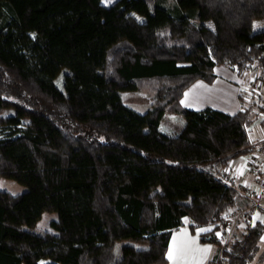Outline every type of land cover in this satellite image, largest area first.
Segmentation results:
<instances>
[{
    "label": "trees",
    "instance_id": "trees-1",
    "mask_svg": "<svg viewBox=\"0 0 264 264\" xmlns=\"http://www.w3.org/2000/svg\"><path fill=\"white\" fill-rule=\"evenodd\" d=\"M263 16L264 0H0V124L13 125L0 175L25 185L0 188V264L163 263L183 218L190 232L209 225L196 235L216 249L222 212L247 200L221 168L264 143V98L237 92L231 112L178 100L215 64L255 66L264 89V27L251 29ZM142 86L152 99L136 111L118 91ZM164 112L181 115L172 132ZM42 210L55 211L50 228H32ZM262 221L240 223L225 264L251 259Z\"/></svg>",
    "mask_w": 264,
    "mask_h": 264
},
{
    "label": "crops",
    "instance_id": "crops-1",
    "mask_svg": "<svg viewBox=\"0 0 264 264\" xmlns=\"http://www.w3.org/2000/svg\"><path fill=\"white\" fill-rule=\"evenodd\" d=\"M213 71L215 76L210 82L204 81L201 78H196L186 86L179 97V104L193 109H198L207 105L228 112L238 108L241 102L237 96L238 91L236 86L240 79L239 75L236 74L233 68L225 64L213 65ZM253 123L254 121L248 126V136L251 140H256L262 133L254 137L249 135V129L252 127ZM245 155L246 153L230 158V167L238 169ZM240 183L242 184V180H240ZM241 189L240 191H242ZM242 201L243 197L241 194L236 203H241ZM248 212L251 220L257 218L264 220V199L252 206ZM183 221L185 220L183 219ZM186 221L188 220L186 219ZM184 225V223L178 224V226L170 229L165 251L166 261L160 264H168L169 260L167 253L170 251L173 255V264H201L213 254L215 245L211 242L198 240L196 235L197 230L195 229L194 232H190L187 228L183 227ZM240 227L241 224H237L234 228V235L240 231ZM176 231H179V233L174 235ZM262 238H264V226L257 240V249L255 253H258L256 256L253 255L245 264H264V239ZM205 248L209 249L206 253L201 251Z\"/></svg>",
    "mask_w": 264,
    "mask_h": 264
},
{
    "label": "built area",
    "instance_id": "built-area-1",
    "mask_svg": "<svg viewBox=\"0 0 264 264\" xmlns=\"http://www.w3.org/2000/svg\"><path fill=\"white\" fill-rule=\"evenodd\" d=\"M236 74L240 75V79L236 84L238 92L246 93L248 96L253 95L256 98H264V89L261 86V82L255 79L253 73L245 81L242 80L241 74ZM221 175L234 183L239 179L242 180L247 200L237 203L222 212L221 219L223 224L217 231L219 243L213 253L211 264H219L220 262L225 264L222 249L230 239L233 228L235 225L247 221L249 219L247 212L250 208L261 199H264V143H256L246 153L238 169L230 167L228 162L221 168ZM181 223L183 224V220H181Z\"/></svg>",
    "mask_w": 264,
    "mask_h": 264
},
{
    "label": "rangeland",
    "instance_id": "rangeland-1",
    "mask_svg": "<svg viewBox=\"0 0 264 264\" xmlns=\"http://www.w3.org/2000/svg\"><path fill=\"white\" fill-rule=\"evenodd\" d=\"M100 1L102 3H109V0H100ZM135 17L137 19H141L140 15H138V14H135ZM260 27H264V16L254 18L252 20L251 29L254 30V29H257ZM254 69H256V67L251 66L248 69H246L244 72H242V71L239 72V74H241L242 80L243 81L247 80V78H249L250 75L253 73ZM62 71H63V69H60L54 77V83L58 87H61ZM118 94H119L120 99L125 104H127L128 106H130L131 108H133L136 111H144L148 107V105L150 104L151 99H152V90L148 86H142L140 88H134V89H119ZM241 94H242L243 100H248L250 97L246 93L241 92ZM7 113H11V108L7 107V108L3 109V111L1 112L2 115H5ZM20 120L21 121L18 124L24 122V119H20ZM180 121H181V115L180 114L172 113V112H164L162 114L161 119L158 122V125H159V128L163 131L172 132V131H174L175 127L178 125V123ZM12 126L13 125L11 123H6V122L3 124H0V134L8 132ZM262 129H263V127L257 121H254L252 127L249 129V135L251 137H254V136L258 135L259 133H262ZM0 188L6 189L7 191H9L11 193H16V192H19L22 189H24L25 185L21 182L14 180L11 177L0 175ZM54 217H55V211L54 210H42L40 212V215L36 218L34 223L31 225V227L36 228V229H48V228H50L49 221H50V219H52ZM183 219L185 220V221H183V223L185 224L183 227L186 228L188 221H186V218H183ZM236 226L237 225H235V227ZM206 227H208V226L207 225H197L195 229L200 230V229H203ZM234 228H233V230H234ZM177 233H179V231L174 232V235ZM233 235H234V231H233L231 236H233ZM136 244L143 245L144 243L137 241ZM169 253L170 252L167 253L168 260H169L168 264H173V255H172V259H169ZM257 253H255L254 256H256ZM45 260H47V258H41L40 262H43ZM157 264H160V263H157Z\"/></svg>",
    "mask_w": 264,
    "mask_h": 264
},
{
    "label": "snow or ice",
    "instance_id": "snow-or-ice-1",
    "mask_svg": "<svg viewBox=\"0 0 264 264\" xmlns=\"http://www.w3.org/2000/svg\"><path fill=\"white\" fill-rule=\"evenodd\" d=\"M109 2H111V0H109ZM262 222H264V221H262ZM207 230H209V229H201V231H207ZM219 235V234H218ZM262 239H264V238H262ZM201 251H203V252H208L209 251V249H207V248H205V249H202ZM169 259H172V253H171V251H170V253H169Z\"/></svg>",
    "mask_w": 264,
    "mask_h": 264
}]
</instances>
